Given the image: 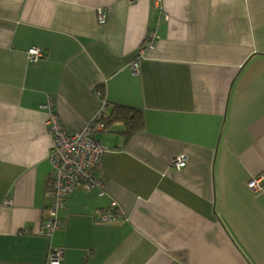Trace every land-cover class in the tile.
Here are the masks:
<instances>
[{
    "label": "crops",
    "instance_id": "1",
    "mask_svg": "<svg viewBox=\"0 0 264 264\" xmlns=\"http://www.w3.org/2000/svg\"><path fill=\"white\" fill-rule=\"evenodd\" d=\"M32 47L43 57L30 61ZM98 92L140 109L143 128L95 134L104 194H68L63 225L39 235L51 202L43 105L74 132ZM262 173L264 0H0V264H48L50 246L59 264H264V183L247 187ZM111 199L124 216L94 222Z\"/></svg>",
    "mask_w": 264,
    "mask_h": 264
},
{
    "label": "built area",
    "instance_id": "2",
    "mask_svg": "<svg viewBox=\"0 0 264 264\" xmlns=\"http://www.w3.org/2000/svg\"><path fill=\"white\" fill-rule=\"evenodd\" d=\"M97 21L103 24L106 14L102 9L97 10ZM155 34L149 35L147 41L137 51V56H144L155 47ZM44 50L32 47L27 50V58L36 61L42 58ZM134 73L137 72V62L131 63ZM99 106L91 120L85 123L79 130L69 132L65 130L53 111L52 103L43 107L49 110L46 124L51 135V149L49 159L51 162V173L48 180V194L51 197L50 204L46 207V216L38 230V234L50 238L55 230L63 225L59 217V210L63 207L65 197L75 190H97L99 195L104 194V184L97 172L101 167L102 157L106 148L96 139L95 134L104 129L102 119L107 116L110 103L101 92L97 93ZM173 166L181 168L185 165V157L177 156L172 160ZM264 173L252 177L247 182V187L253 191L262 189ZM10 204V200H5ZM124 216L115 199H111L107 206L93 210L92 219L96 223L117 222ZM63 250L60 247L50 246L46 262L48 264H59Z\"/></svg>",
    "mask_w": 264,
    "mask_h": 264
},
{
    "label": "trees",
    "instance_id": "3",
    "mask_svg": "<svg viewBox=\"0 0 264 264\" xmlns=\"http://www.w3.org/2000/svg\"><path fill=\"white\" fill-rule=\"evenodd\" d=\"M102 122L104 123L102 131L108 130L113 122H121L124 127L122 133L126 140H129L144 125L140 109L122 104H111L107 116L102 119Z\"/></svg>",
    "mask_w": 264,
    "mask_h": 264
}]
</instances>
